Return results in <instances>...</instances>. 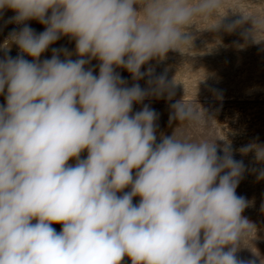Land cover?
Segmentation results:
<instances>
[{"label": "clouds", "instance_id": "clouds-1", "mask_svg": "<svg viewBox=\"0 0 264 264\" xmlns=\"http://www.w3.org/2000/svg\"><path fill=\"white\" fill-rule=\"evenodd\" d=\"M6 9L15 13L7 23L23 27L2 47L15 44L32 60H0V264H255L236 256L254 229L236 194L243 161L230 144L218 155L216 140L174 132L157 143L158 114L148 105L133 114V105L174 82L161 75L147 89L128 87L115 69L133 81L151 76L142 66L181 51L197 21L228 32L250 23L242 36L259 43L264 12L238 0H0ZM221 9L241 19L223 25ZM30 20L45 30L37 34ZM62 36L74 52L53 49L41 61ZM93 59L98 76L86 68ZM169 119L199 126L209 118L181 100ZM239 151L264 163L262 144Z\"/></svg>", "mask_w": 264, "mask_h": 264}, {"label": "rangeland", "instance_id": "rangeland-1", "mask_svg": "<svg viewBox=\"0 0 264 264\" xmlns=\"http://www.w3.org/2000/svg\"><path fill=\"white\" fill-rule=\"evenodd\" d=\"M234 0H228L232 3ZM241 6L248 11L264 12V0H238ZM226 9H221L224 14ZM15 13L4 10L0 13V60L6 55L15 58L24 55L31 61L32 57L20 52L15 44L6 50L2 46L9 38V34L17 31L23 25L7 23ZM241 19V14L227 10L222 20L228 25ZM37 34L45 30V26L36 20L25 22ZM214 21L200 23L197 21L191 29L192 42L184 46L181 51L170 50L165 57L153 59L142 66L141 71L151 68L152 75L145 76L139 81H133L131 74L123 69L115 71L127 81V86L139 83L140 87L147 89L148 81L155 80L163 75L166 82L173 83L168 92L160 96L151 95L142 103L133 105V114L148 105L158 114L156 120L157 143L162 136H177L194 140H216L218 155H223V147L230 144L233 158L243 161L245 171L236 189L238 196L248 201V207L242 213L254 226L251 235L245 239L236 253L239 260L255 261V264H264V179H258L264 163H257L252 152L242 154L239 149L250 143L264 145V41L255 43L249 37L247 41L242 33L251 27L245 24L235 31L209 30ZM264 37L257 36V39ZM65 48L74 52L75 41L62 36L51 44L47 51L42 53L40 60L50 59L53 49ZM64 59L63 54L60 56ZM77 59L75 55L71 57ZM99 61L93 59L86 68H92L94 75H99ZM154 86V85H153ZM171 93V94H170ZM184 100L196 108L201 107L209 118L199 126L178 120L170 122L172 105ZM5 104L4 95H0V105ZM200 105V106H199ZM87 157V150L81 153V159ZM71 159L69 164H75ZM135 171V170H134ZM124 192L130 189H124ZM123 193H118L122 195ZM135 197L133 203L139 202ZM35 222V221H33ZM57 232L61 231V224H53ZM121 264H131L125 257Z\"/></svg>", "mask_w": 264, "mask_h": 264}]
</instances>
